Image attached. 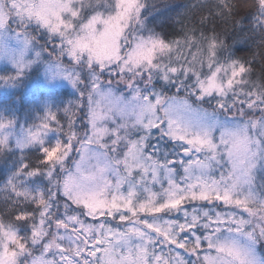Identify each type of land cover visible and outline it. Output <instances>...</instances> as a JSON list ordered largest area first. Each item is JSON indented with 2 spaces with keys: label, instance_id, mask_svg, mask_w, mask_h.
Here are the masks:
<instances>
[{
  "label": "snow or ice",
  "instance_id": "1",
  "mask_svg": "<svg viewBox=\"0 0 264 264\" xmlns=\"http://www.w3.org/2000/svg\"><path fill=\"white\" fill-rule=\"evenodd\" d=\"M0 0V264H264V0Z\"/></svg>",
  "mask_w": 264,
  "mask_h": 264
},
{
  "label": "trees",
  "instance_id": "2",
  "mask_svg": "<svg viewBox=\"0 0 264 264\" xmlns=\"http://www.w3.org/2000/svg\"><path fill=\"white\" fill-rule=\"evenodd\" d=\"M157 7H160L162 4H168V8H162L160 14L157 16V20L165 22L166 18L169 16H174L176 11H179L177 5H181L187 2V0H154ZM40 92L34 91L33 93H22L15 92L8 95H0V109L4 107L17 108V115L24 117L25 111L29 106L33 105L39 98Z\"/></svg>",
  "mask_w": 264,
  "mask_h": 264
},
{
  "label": "rangeland",
  "instance_id": "3",
  "mask_svg": "<svg viewBox=\"0 0 264 264\" xmlns=\"http://www.w3.org/2000/svg\"><path fill=\"white\" fill-rule=\"evenodd\" d=\"M3 67H4V64L0 62V68H3ZM20 91L24 94V93H33L34 91L41 92L42 89L39 87L38 81L35 76L27 80L24 85L16 89L0 87V95H5V94L8 95V94H11V93L13 94L15 92H20Z\"/></svg>",
  "mask_w": 264,
  "mask_h": 264
}]
</instances>
